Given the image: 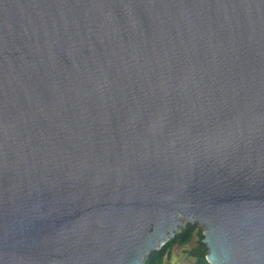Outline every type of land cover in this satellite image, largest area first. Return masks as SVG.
Segmentation results:
<instances>
[{"label": "water", "instance_id": "1", "mask_svg": "<svg viewBox=\"0 0 264 264\" xmlns=\"http://www.w3.org/2000/svg\"><path fill=\"white\" fill-rule=\"evenodd\" d=\"M189 223L264 264V0H0V264H144Z\"/></svg>", "mask_w": 264, "mask_h": 264}, {"label": "trees", "instance_id": "2", "mask_svg": "<svg viewBox=\"0 0 264 264\" xmlns=\"http://www.w3.org/2000/svg\"><path fill=\"white\" fill-rule=\"evenodd\" d=\"M203 229L198 224H187L181 228L173 239H170L159 250L154 251L145 260L144 264H162L165 258H169L174 247H185L191 242L194 245L190 249H184V254L193 259L192 264H209L206 261L207 248L203 242Z\"/></svg>", "mask_w": 264, "mask_h": 264}, {"label": "rangeland", "instance_id": "3", "mask_svg": "<svg viewBox=\"0 0 264 264\" xmlns=\"http://www.w3.org/2000/svg\"><path fill=\"white\" fill-rule=\"evenodd\" d=\"M194 245L193 242L188 244L185 247H174L171 250V254L169 258H165L162 264H192L193 259L187 257L183 250L184 249H190Z\"/></svg>", "mask_w": 264, "mask_h": 264}]
</instances>
